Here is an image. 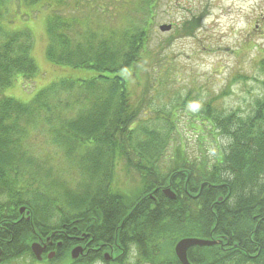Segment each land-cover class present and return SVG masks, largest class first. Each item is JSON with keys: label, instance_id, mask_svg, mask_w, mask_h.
<instances>
[{"label": "trees", "instance_id": "obj_1", "mask_svg": "<svg viewBox=\"0 0 264 264\" xmlns=\"http://www.w3.org/2000/svg\"><path fill=\"white\" fill-rule=\"evenodd\" d=\"M153 5L154 0L144 5L147 15ZM128 9L127 0H0V264L29 256L36 237L56 230L69 234L74 222L77 232L85 234L90 216L115 223L126 216L127 223L138 220L140 264H179L173 254L179 239L215 240L221 228L229 230L231 191L243 198L241 205L251 204L253 213L264 212V102H257L247 116L223 115L213 101L199 107L198 117L215 142L217 137L226 140L225 151L216 142L220 151L213 162L190 159L179 145L171 148L169 132L159 134L139 124L148 86L134 101L127 81L128 73L140 66L149 30L148 20L138 25L116 19L118 13L127 18ZM41 12L46 60L55 67L91 69L96 76L58 79L27 103L2 97L16 79L23 83L38 77L31 32L24 23ZM197 22L183 24L182 34L190 36ZM47 160L70 163L78 171L77 186ZM115 160H123L125 174L132 172L138 180L129 189L113 187ZM179 169L193 176L179 175ZM170 181L174 200L161 193ZM202 183L196 200L183 194V189L197 192ZM151 193L155 202L147 198ZM135 204L138 209L128 215ZM20 207L29 212V221L19 215ZM61 259L57 256L53 264ZM187 259L190 264L246 262L217 246L192 247ZM252 264H264V241Z\"/></svg>", "mask_w": 264, "mask_h": 264}, {"label": "rangeland", "instance_id": "obj_2", "mask_svg": "<svg viewBox=\"0 0 264 264\" xmlns=\"http://www.w3.org/2000/svg\"><path fill=\"white\" fill-rule=\"evenodd\" d=\"M152 1L127 0L128 17L122 13L116 16L117 20L130 19L138 25L148 20L147 47L139 68L128 73L127 81L134 101L140 99L145 85L148 86L139 124L159 134L169 132L171 148L179 145L188 158L213 162L219 150L217 143L225 151L226 140L217 137L216 143L202 116L198 117V109L193 110L190 105L201 107L213 101L212 107L223 115L235 112L247 116L257 102H264V17H261L264 0H154L147 15L144 5ZM196 19L198 30L194 29L190 36L183 35L182 25ZM44 20L41 12L24 23L31 32V57L38 77L23 83L16 79L12 87L1 92L2 97L27 103L40 89L58 79L89 80L96 76L91 69L55 67L46 60ZM160 25H172V30L161 33ZM171 114L176 117L173 119ZM163 120L171 121L173 127ZM202 123L206 126H201ZM115 161L113 187L128 189L135 176L132 172L125 174L123 160ZM47 163L64 180L71 178L73 188L77 186L78 171L70 163L66 160ZM132 262L130 258L124 264ZM7 264L48 263L27 256Z\"/></svg>", "mask_w": 264, "mask_h": 264}, {"label": "flooded vegetation", "instance_id": "obj_3", "mask_svg": "<svg viewBox=\"0 0 264 264\" xmlns=\"http://www.w3.org/2000/svg\"><path fill=\"white\" fill-rule=\"evenodd\" d=\"M261 17H264V14ZM197 161L205 162L206 160ZM212 169V166L208 163V171ZM176 173L183 176H193V173L190 174L186 169H179ZM135 181L138 180L136 179ZM202 185L203 183L200 184L197 192L183 189V194L189 199L196 200L201 193ZM207 187L210 188L211 186L209 185ZM170 189L175 194L176 198L177 193L175 189H173V182L171 181ZM234 193L235 190L231 191L232 195H230L229 198V209L231 210V221L229 222L230 228L228 231H224L221 228V233L216 236L215 240L217 243L214 246H217L221 253L231 254L233 259H242L246 261L245 264H252V261L260 256L263 247L264 212L261 214L253 213L251 204H247L246 206L241 205L240 202L243 198L237 199ZM223 194L225 195L226 193ZM149 195V199L152 202H155L151 196L153 194L151 193ZM219 198H221V201H218ZM225 199H227V194L225 195ZM249 199L250 197L246 200ZM216 200L222 202L223 196H218ZM138 207L139 205L137 206L135 204L130 207L129 211L133 213ZM92 218L93 217L90 216L86 222L87 229L85 234L77 232V222H74L73 230L69 234H66L65 230H56L54 232H49L44 237H36V240L32 243H40L41 247L45 246L41 254V261L52 264L56 261L58 256L59 259L62 257L59 263L67 262V264H70L68 253L74 247H79L81 249V254L76 261H73V263H82L85 261L86 264H100V262L102 264H124L126 260L132 258L133 264H140V222L138 220L127 223L123 218L118 223H115L108 221H95ZM125 225L126 227H124ZM52 233L53 236L51 240L46 244V239ZM229 238L232 243H229ZM260 238L261 241H259ZM29 256L32 260H36L31 253Z\"/></svg>", "mask_w": 264, "mask_h": 264}, {"label": "water", "instance_id": "obj_4", "mask_svg": "<svg viewBox=\"0 0 264 264\" xmlns=\"http://www.w3.org/2000/svg\"><path fill=\"white\" fill-rule=\"evenodd\" d=\"M159 31L164 33L168 32L171 29L170 25H161L159 26ZM161 193L164 197H166L169 200L175 199V194L171 191L169 186L163 187L161 189ZM149 194L147 195V198H149ZM152 196V195H151ZM145 198V197H144ZM153 198V196H152ZM218 201H221V198L218 199ZM138 206V204H136ZM19 215L24 216L26 221H29V212L26 210L25 207H20L18 210ZM131 212H129L128 215H130ZM127 219V216L124 218V221ZM53 236V233L46 239V244L51 240ZM216 240H208V239H200V238H182L179 239L174 247H173V253L177 259V261L180 264H190L187 259V251L188 249L192 247H212L216 245ZM44 247H41L40 243H32L30 244V252L33 255V257L37 261H41V254ZM81 254V249L79 247H74L69 252V257L71 260L78 259L79 255ZM107 261V259H106Z\"/></svg>", "mask_w": 264, "mask_h": 264}, {"label": "clouds", "instance_id": "obj_5", "mask_svg": "<svg viewBox=\"0 0 264 264\" xmlns=\"http://www.w3.org/2000/svg\"><path fill=\"white\" fill-rule=\"evenodd\" d=\"M190 107H191L193 110H197V109H199L200 105L194 103V104L190 105Z\"/></svg>", "mask_w": 264, "mask_h": 264}]
</instances>
